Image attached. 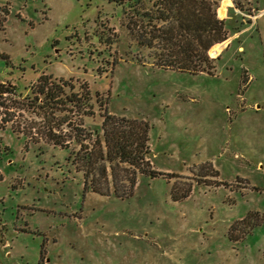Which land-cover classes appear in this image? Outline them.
<instances>
[{"label": "rangeland", "instance_id": "374dc122", "mask_svg": "<svg viewBox=\"0 0 264 264\" xmlns=\"http://www.w3.org/2000/svg\"><path fill=\"white\" fill-rule=\"evenodd\" d=\"M224 1L238 10L221 17ZM242 1L219 0L227 43L209 50L211 73H192L156 65L109 0H0V89L25 95L43 73L85 83L111 113L149 124L163 172L138 173L121 197L113 181L125 190L132 167L99 159L92 176L109 193L96 192L44 114L0 93V120L11 118L0 126V264H264V0ZM94 109L56 113L82 122L91 148L103 134ZM61 129L79 150L75 129Z\"/></svg>", "mask_w": 264, "mask_h": 264}, {"label": "trees", "instance_id": "16d2710c", "mask_svg": "<svg viewBox=\"0 0 264 264\" xmlns=\"http://www.w3.org/2000/svg\"><path fill=\"white\" fill-rule=\"evenodd\" d=\"M109 1L122 7L128 20L127 27L135 35L138 43L155 50L156 65L192 73H211L215 68L216 65L209 56V50L213 47L212 52L219 53L229 37L226 20L218 16L219 0ZM234 1L238 8L244 9L242 0ZM225 7L224 1L220 7L221 16H224ZM105 42L113 41L107 39ZM0 55L8 58L6 54ZM1 87L0 93L15 95L22 106L32 108L35 112L39 110L44 114L45 129H47L49 140L62 148H71V156L75 157L79 163L81 161L86 167L84 170L86 186L88 187L91 181L94 191L109 193V184L101 187L92 176L94 171L91 168L95 167L99 159L111 163L116 161L127 163L132 167V174L127 178L129 184L124 188L125 190L113 181L115 192L121 197L133 194L138 173L149 174L153 177L163 174L153 168L149 158L151 153L149 124L146 121L111 113L108 107L109 98L106 96L104 102L99 92L94 98L91 89L85 83L81 86L82 92L75 91L73 82L54 79L52 74L43 73L30 86V92L25 95L18 92L15 84ZM96 104L100 110L103 130L102 135L99 131H96L94 135L95 143L100 144V147H97L101 152L99 156L95 145V147H89L87 140L93 137V133L85 130L82 122L71 125V119L67 115H56L58 110L66 111L74 108L82 115L92 116L96 114L94 109ZM4 105L6 103L0 100V109ZM9 121L11 118L7 119L2 116L0 126L5 127ZM63 125L69 126L71 130L75 129L73 137L80 144L79 150L71 147L67 132H62L63 129L58 130ZM14 130L24 132L19 128H14ZM103 141L106 146L105 153L101 145ZM100 169L104 175L107 174L108 168L105 164H102ZM43 257L42 253L41 260Z\"/></svg>", "mask_w": 264, "mask_h": 264}, {"label": "crops", "instance_id": "0c3cea01", "mask_svg": "<svg viewBox=\"0 0 264 264\" xmlns=\"http://www.w3.org/2000/svg\"><path fill=\"white\" fill-rule=\"evenodd\" d=\"M227 6H228V5H226V7H225V11H224V16H225V17H228V15H227V14H228L227 9L229 10L230 8L234 7V8H232V9H234L235 11L238 10V9L234 6L233 1H232V4H231L230 6H228V8H227ZM226 12H227V14H226ZM260 14H261V13H258L256 16L258 17V16H260ZM224 16H223V17H224ZM222 19H224V18H222Z\"/></svg>", "mask_w": 264, "mask_h": 264}, {"label": "built area", "instance_id": "2783aa9c", "mask_svg": "<svg viewBox=\"0 0 264 264\" xmlns=\"http://www.w3.org/2000/svg\"><path fill=\"white\" fill-rule=\"evenodd\" d=\"M227 12H228V10H227ZM227 12H226V14H227ZM261 13H262V12H261ZM220 16H221V15H220ZM221 17H223V16H221ZM221 17H220V18H221ZM254 18H257V16H255Z\"/></svg>", "mask_w": 264, "mask_h": 264}]
</instances>
